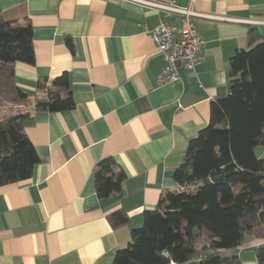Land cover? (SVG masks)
<instances>
[{"label": "crops", "instance_id": "crops-1", "mask_svg": "<svg viewBox=\"0 0 264 264\" xmlns=\"http://www.w3.org/2000/svg\"><path fill=\"white\" fill-rule=\"evenodd\" d=\"M0 10L33 27L36 62L15 64L19 86L33 93L66 73L75 102L24 108L40 162L29 180L0 185V264H112L145 212L179 188L173 175L191 140L230 93L232 57L264 37V0H195L205 61L164 85L166 61L147 30L173 16L129 0H0ZM108 158L126 180L100 198L94 170ZM260 245L251 239L238 255Z\"/></svg>", "mask_w": 264, "mask_h": 264}, {"label": "trees", "instance_id": "trees-1", "mask_svg": "<svg viewBox=\"0 0 264 264\" xmlns=\"http://www.w3.org/2000/svg\"><path fill=\"white\" fill-rule=\"evenodd\" d=\"M230 62V93L211 105L210 122L191 140L173 175L179 188L146 211L144 225L112 264H243L238 249L264 239V37ZM36 62L33 27L0 10V185L29 180L40 158L26 133L29 113L75 107L68 74L22 89L14 66ZM7 110L6 113L2 111ZM126 174L108 158L94 170L97 194L123 190ZM127 223L122 219L119 224ZM264 264V245L255 247Z\"/></svg>", "mask_w": 264, "mask_h": 264}, {"label": "built area", "instance_id": "built-area-1", "mask_svg": "<svg viewBox=\"0 0 264 264\" xmlns=\"http://www.w3.org/2000/svg\"><path fill=\"white\" fill-rule=\"evenodd\" d=\"M129 1L175 17L172 20L160 17L156 25L147 30L166 61L165 67L157 77L159 84L180 80V69L195 72L205 61L203 50L206 45V40L199 34L195 22L197 17L202 16L194 10L195 0H188L186 6L178 5L176 0Z\"/></svg>", "mask_w": 264, "mask_h": 264}, {"label": "rangeland", "instance_id": "rangeland-1", "mask_svg": "<svg viewBox=\"0 0 264 264\" xmlns=\"http://www.w3.org/2000/svg\"><path fill=\"white\" fill-rule=\"evenodd\" d=\"M257 153L259 157L264 158V146L263 145L258 147ZM254 250H255V247H252V248H249L248 251L244 252L241 256L238 255L239 257L242 258V259L240 258V260L242 261L243 264H256V256H255ZM252 259L254 260L253 262H252Z\"/></svg>", "mask_w": 264, "mask_h": 264}]
</instances>
